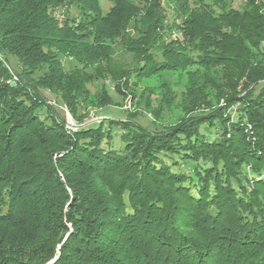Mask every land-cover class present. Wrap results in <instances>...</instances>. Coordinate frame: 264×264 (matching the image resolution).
Masks as SVG:
<instances>
[{
	"label": "trees",
	"instance_id": "trees-1",
	"mask_svg": "<svg viewBox=\"0 0 264 264\" xmlns=\"http://www.w3.org/2000/svg\"><path fill=\"white\" fill-rule=\"evenodd\" d=\"M102 1L0 0V264H264V0ZM153 78L151 128L45 95Z\"/></svg>",
	"mask_w": 264,
	"mask_h": 264
},
{
	"label": "rangeland",
	"instance_id": "rangeland-1",
	"mask_svg": "<svg viewBox=\"0 0 264 264\" xmlns=\"http://www.w3.org/2000/svg\"><path fill=\"white\" fill-rule=\"evenodd\" d=\"M142 1V0H137ZM191 2L194 0H190ZM209 3H214L216 0H207ZM232 2V5L235 9H239L242 6L241 0H230ZM102 7L104 13H107L109 9L112 7V4L108 0L102 1ZM59 19H62V14L59 12L57 14ZM122 59H125L126 61L130 60V58L125 55L120 57ZM11 65L16 68V63L14 60H10ZM178 76L174 75H165L164 78L170 80H176ZM186 81V80H185ZM106 86L109 88V97L108 102L103 103L107 100H103L105 97L100 95L98 92V86L99 85H93L91 87V97L92 99L95 98L96 95H98V98L96 100L92 101V105L88 106L85 110L81 112L82 116V122L79 123L72 115L70 110L68 109L67 105L60 101L59 97L57 95L45 92V95L47 97L48 103L51 107H53L61 117L65 118L66 120V128L68 131H72L69 129V126L74 124L77 126L76 130L83 127L88 126H98L101 122H106L109 119L113 120H132L144 127L151 128L154 127V124H161L165 123V121L169 118L183 115V110L181 107V104L183 102V96L182 93H179V96L174 100L172 103V108L166 112L165 115L162 116V119H157V116H155L150 110L143 109V105L146 103V93H145V87L148 88H155L159 86L160 79L159 78H153L150 80H146L143 83H140V87L135 89L134 91H131L128 89V87L121 86V89L123 91L122 93H118L114 90L113 84L109 81L107 83L105 82ZM184 87V81L182 84H180L179 89H183ZM151 90V89H149ZM152 94V91H150ZM156 93L159 94V89L157 88L155 90ZM157 95L154 94V97H152V100L156 98ZM107 124V123H106ZM118 142L115 143L116 146ZM171 163V162H170Z\"/></svg>",
	"mask_w": 264,
	"mask_h": 264
},
{
	"label": "built area",
	"instance_id": "built-area-1",
	"mask_svg": "<svg viewBox=\"0 0 264 264\" xmlns=\"http://www.w3.org/2000/svg\"><path fill=\"white\" fill-rule=\"evenodd\" d=\"M77 128V126H75L74 124H72L71 126H69V129L72 131H75Z\"/></svg>",
	"mask_w": 264,
	"mask_h": 264
}]
</instances>
